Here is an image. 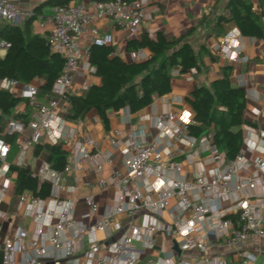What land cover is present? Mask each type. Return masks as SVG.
<instances>
[{
	"label": "built area",
	"instance_id": "1",
	"mask_svg": "<svg viewBox=\"0 0 264 264\" xmlns=\"http://www.w3.org/2000/svg\"><path fill=\"white\" fill-rule=\"evenodd\" d=\"M145 1L92 0L54 7L41 25L52 24L50 50L65 62L51 95L40 98V85L35 81L25 84L14 78L0 79V89L20 97L31 110L28 122L8 121L7 132L16 136L17 144L12 161V145L0 136V207L12 185L15 171L11 166L24 167L32 147L44 141L52 145L63 142L71 150L63 170L42 161L33 171L40 182L51 184V204L45 205V199L29 191L19 195L23 216L31 217L37 227L28 243L22 228L3 241L0 237L2 264H16L19 254L22 264H46L50 258L53 264L63 260L68 264L80 260L83 264H140L147 249H155L156 235L162 233L171 237L170 243L161 247L169 255L149 259L148 264H229L213 254L220 242L236 249L239 261L234 264H264V130L258 133L256 144L242 147L236 159L229 161L214 144L213 131L199 138L190 135L189 125L195 123L193 111L169 109L153 118L158 134L151 141L142 126L108 136L114 147H122L125 159L122 169L112 167L107 176L106 168L114 161L112 153L91 135L77 139L76 130L68 126L70 95L83 55L89 56L92 45L115 43L114 35L102 31L97 22L115 21L126 32V39L139 38L142 23L152 18ZM33 15V10L21 9L14 0H0V27ZM237 35L230 31L218 42L220 54L231 61L240 59L242 53ZM80 42L85 43L84 51ZM10 47L0 35V49ZM129 58L144 61L147 55L139 49L130 51ZM250 139L244 137V143ZM174 141L184 143L187 149L174 150ZM201 143L207 145L204 156L198 150ZM184 164L198 166L199 173L191 179L182 178ZM210 164L212 168L207 169ZM75 171L93 175L88 187L114 192L113 207L105 212H101L95 195L85 196L89 215L94 217L90 224L75 217L74 200L60 196L68 189L67 176ZM171 198L177 199L180 215L174 223L165 224L157 215L167 209ZM0 216H4L1 211ZM108 232L119 236L103 248ZM174 241L180 254L174 250ZM248 243L252 247L244 248ZM192 253L198 255L193 257Z\"/></svg>",
	"mask_w": 264,
	"mask_h": 264
},
{
	"label": "trees",
	"instance_id": "2",
	"mask_svg": "<svg viewBox=\"0 0 264 264\" xmlns=\"http://www.w3.org/2000/svg\"><path fill=\"white\" fill-rule=\"evenodd\" d=\"M72 1L79 0H46L34 8V15L25 22L23 28L12 24L0 27V35L11 43L6 55L0 57V79L14 78L26 84L38 78L43 81L40 98L51 95L65 59L50 50L48 37L33 31V23L39 18L45 20L52 15L45 13L46 8L52 7L53 11L54 7L67 5ZM226 9L228 15H213V11L204 14L196 27L172 40L163 32H158L156 37L145 33L129 40L128 51L148 49L151 52V56L145 61L128 62L115 53L113 45H92L89 61L100 83L91 85L80 95H70L72 107L66 118L77 121L95 110L105 129L109 130L110 111L118 112L127 108L132 114H136L157 98L170 93L175 68H180L184 73L191 69L200 70L203 54L216 60L205 44H201L199 51H196L188 39L190 34L199 29L206 38L219 36L224 33L225 23L234 22L242 35L264 38V13H257L251 0H228ZM231 72V66L222 67L220 78L213 80L209 86L196 85L188 97L195 120L194 124L189 125L190 135L199 138L213 131L214 144L225 153L229 161L236 159L244 145L242 127L246 124L255 125L244 117L246 90L232 84ZM21 102L24 100L20 97L0 89V136L12 145L10 161L17 153V144L16 136L7 132L8 121L13 118L28 122L30 119L31 110L27 113L15 112ZM35 149L37 155L46 152L48 163L58 171L64 169L70 154V148L63 142L56 145L42 142ZM11 170L17 173V194L29 191L42 199L50 197L51 184L40 182L31 169L12 165Z\"/></svg>",
	"mask_w": 264,
	"mask_h": 264
},
{
	"label": "crops",
	"instance_id": "3",
	"mask_svg": "<svg viewBox=\"0 0 264 264\" xmlns=\"http://www.w3.org/2000/svg\"><path fill=\"white\" fill-rule=\"evenodd\" d=\"M44 1L46 0H14L18 7L23 10H34L36 6ZM80 1L90 2L92 0L72 1L69 4H78ZM251 1L257 13H264V0ZM227 2L228 0H146V10L148 14L152 15V18L146 19L142 23V34L148 33L150 35V33H154L156 37L158 32H163L169 40L181 37L193 27H196L204 14H209L213 11V15H228V10L226 9ZM52 12V7L45 9V13L52 14ZM28 19L30 18L22 17L12 23L6 24H12L23 28ZM42 21L43 20L40 18L34 21L33 31L48 37L53 26L50 23L42 26ZM97 24L102 31L114 35L115 43L113 46L116 48L115 53L124 60L132 62L129 58L130 51L127 50L129 40L126 39V32L121 30L115 21L112 20L99 21ZM230 31H235L238 34L237 40L242 48L240 59L236 61H231L226 56L221 55L218 48L220 38ZM188 39L192 42L196 51H199L201 44H205L216 60H212L210 55L203 54L200 70L191 69L184 73L180 68H175L173 70L172 89L170 93L157 98L151 105L136 114H132L127 108L118 112L110 111L109 130L105 129L101 118L95 110L89 112L83 119L77 121L68 120V126L77 132V139H81L85 134L91 135L102 144L103 149L112 153L114 161L111 167L108 166L106 168L107 176L111 173L112 167L122 169L125 159L122 147H114L108 139L109 135H115L116 132L125 133L131 129L142 126L148 133V141L153 140L158 134V129L154 124L153 118L169 109L176 112L183 110L192 111V107L188 102V97H190L195 86L198 84H206L209 86L213 80L221 77L222 67L224 66L232 67L230 76L232 84L246 90L247 106L244 117L249 122L255 124L254 126L246 124L242 127L244 137L248 136L252 138L250 139L251 142L248 144L244 143L243 148L246 149L248 146L257 143L258 133L264 130V38L246 37L242 35L234 22H229L224 24V33L222 35H213L206 38L204 32H200L199 29L193 34H190ZM79 47L84 51L85 43L80 42ZM7 51L8 49H0V57H4ZM144 52L147 55L145 60H147L151 56V52L148 49H144ZM33 81L40 86L43 83V81L41 80L40 82L38 78ZM99 83L100 79L95 75L94 67H92L89 61V56L84 54L80 63V68L75 76L73 94L80 95L91 85ZM29 110L30 108L27 103L21 102L16 107L15 112L27 113ZM257 112L258 114H256ZM43 143H46V141ZM206 146L205 143H201V145L198 146V150L202 152L203 156L207 154ZM67 147L70 148L69 146ZM35 148L36 146L32 147L27 153L24 166L30 169L32 164V171H34L42 161L48 160V154L46 152L37 155L35 153ZM172 148L174 150L178 148L187 149L184 143L179 141H174ZM247 154L251 156L252 153L247 150ZM69 155H71V150ZM210 168H212V165H207V169ZM199 171L200 169L198 166L184 164V170L180 176L182 178L191 179L194 175L199 173ZM12 178V185L8 193L4 196L3 203L0 207V211L4 213V216H0V237L1 241H3L5 238L14 234L19 228H22L24 230V240L28 243L36 230L37 223L31 217L23 216V207L19 203V194L16 193V172L12 174ZM92 179L93 175L89 173L75 171L67 176L66 184L68 189L60 194L64 199L74 200V215L78 220L86 224H90L94 220V217L89 215L88 208L84 201L87 194L92 193L95 195L101 212L111 209L114 204V192L112 190L100 187H88L87 182ZM173 199V208L163 210L157 215L162 223L172 224L180 215V210L177 207V199ZM45 200V205L51 204L49 203V198ZM107 234L108 238L101 245L103 248H107L119 236L113 233L109 235V232ZM170 241L171 237L166 234L162 233L156 235L155 249H147L146 255L140 264H148L149 259H156L157 257L169 255L167 252H163L161 247L164 244L170 243ZM261 246L264 251V240L261 241ZM243 247L250 249L252 244L248 243ZM192 254L193 257L198 255L197 253ZM213 254H217L220 258L226 259L229 264H234L239 261L236 255V249L227 247L222 242L218 244ZM262 260L263 254L259 257V261L262 262ZM16 264H22L21 254L17 256ZM46 264H53V260L51 258L47 259ZM60 264L68 263L63 260ZM78 264H83V260H80Z\"/></svg>",
	"mask_w": 264,
	"mask_h": 264
},
{
	"label": "rangeland",
	"instance_id": "4",
	"mask_svg": "<svg viewBox=\"0 0 264 264\" xmlns=\"http://www.w3.org/2000/svg\"><path fill=\"white\" fill-rule=\"evenodd\" d=\"M101 144V143H100ZM102 145V144H101ZM31 168H33V165L31 164V167H30V169ZM173 204H174V199L173 198H171V199H169V205H168V207H167V209H172L173 208Z\"/></svg>",
	"mask_w": 264,
	"mask_h": 264
},
{
	"label": "water",
	"instance_id": "5",
	"mask_svg": "<svg viewBox=\"0 0 264 264\" xmlns=\"http://www.w3.org/2000/svg\"><path fill=\"white\" fill-rule=\"evenodd\" d=\"M174 250H175L178 254L181 253V251H180V249H179V246H178V243H177L176 241H174Z\"/></svg>",
	"mask_w": 264,
	"mask_h": 264
}]
</instances>
